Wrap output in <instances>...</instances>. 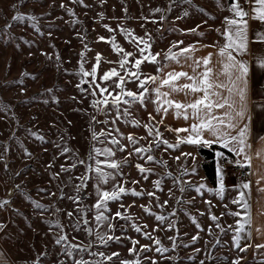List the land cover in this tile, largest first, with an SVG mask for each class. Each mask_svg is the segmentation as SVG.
<instances>
[{
	"label": "rangeland",
	"instance_id": "1",
	"mask_svg": "<svg viewBox=\"0 0 264 264\" xmlns=\"http://www.w3.org/2000/svg\"><path fill=\"white\" fill-rule=\"evenodd\" d=\"M228 4L230 0H0L3 189L12 176V189L4 197L8 215L1 239L13 260L20 264H121L125 260L244 264L243 257L250 259L246 250L240 251L246 243L239 247L233 243L236 215L230 213L236 212L235 194L222 183L224 177L217 172L214 185L205 183L203 158L196 145L157 146V141L176 142L154 119L149 120L141 101L113 105L93 98L77 60L81 39L98 18L140 15L148 20L157 40L168 33L182 40L217 41L221 12ZM17 14L36 19L14 20ZM145 124L153 128L152 135ZM129 135L137 143H131ZM103 139L111 140L113 155L96 144ZM137 147L150 151L137 154ZM148 155L154 160L147 161ZM113 161L120 164L118 169L108 167ZM221 163L216 159L217 167ZM137 164L150 171L141 173ZM98 167L110 174L106 183ZM201 184L204 187L197 192ZM120 186L127 191L117 200L95 207L99 191L111 192ZM133 191L142 195L135 196ZM149 192L154 195L150 197ZM101 212L108 219L98 222ZM157 216L165 219L157 220ZM98 234L107 243H101ZM60 236L67 240L57 243ZM109 236L115 239L108 240ZM69 244L79 246L71 256L66 252ZM158 247L168 251L157 252ZM108 256L112 259L104 258Z\"/></svg>",
	"mask_w": 264,
	"mask_h": 264
},
{
	"label": "crops",
	"instance_id": "2",
	"mask_svg": "<svg viewBox=\"0 0 264 264\" xmlns=\"http://www.w3.org/2000/svg\"><path fill=\"white\" fill-rule=\"evenodd\" d=\"M231 4V2H230ZM230 4L226 5L221 14V33L217 41H213L202 37H191L185 40L176 39L174 35H165L161 40L153 35L151 28L149 27L148 20L144 16L126 14L123 16H111L96 19L91 25L90 29L82 37L81 43L78 48V64L82 76L85 79V84L89 89L91 96L95 99L112 101L113 97L120 93V88L116 87L120 83L118 77H112L111 79L104 81L101 77L105 72L111 69H116L121 76H125V82L123 88L125 92L131 91L139 94L143 91V88L139 84V80L145 79L147 76H160L162 77L167 72L171 71H185L192 74L193 60H199L202 57H207L211 53V66L215 71H220L222 65L220 63L221 58L218 55L219 48L225 44V37L222 33L225 31L227 25L225 23V17H231L232 13L229 11ZM251 5L248 3L244 8L251 11ZM107 25V27H105ZM111 29V31H109ZM264 31V24H261L256 20H249L248 28V50L246 53L237 56V59H241L247 62L248 74H247V92H246V113L245 118L237 124V128L247 125L246 144L248 147L245 149V153L251 157L250 165L244 161L245 153L237 155L238 149L231 150L234 145L230 143L229 147H224L223 142L219 141L217 137L205 132L204 138L213 141L215 145L226 149L230 152L232 158L231 161H240L249 170V178L243 179L236 175L225 176L222 183L227 188L234 190L235 200L238 199L240 192L245 193V200L248 202V207L244 208L241 204L236 205V212L239 213L235 216L236 228L239 226L237 221L241 224L244 220L250 217L251 223L244 225V230L239 234V244L246 243V254L250 255V259L243 257V263L245 264H264V247L258 248L257 245H264V67L260 66L259 59L264 58V42L257 41L255 34L257 32ZM130 33V35H129ZM103 37L104 39H100ZM133 37L137 39H133ZM119 45L125 52H131L133 55L128 57V63L125 68H121L119 61L122 58V53H118L113 49L111 41ZM141 40L147 42L150 47L145 51L144 55H148L151 52L153 55L159 54L155 62L145 61L139 69L134 67L135 61L141 58L140 48L144 47V43ZM195 48V51L190 52L189 55H184L181 50L189 47ZM177 54V58L165 59L166 54ZM97 54L101 59L97 61ZM235 54V53H234ZM226 62V58H225ZM93 66H96L95 79L91 75H84L85 72L91 73ZM160 69V71H158ZM201 66L198 71H203ZM140 73L139 78H133L127 73L136 72ZM219 82L227 84V77L220 75L218 77ZM188 81L181 78L179 83L183 84ZM99 85V87H97ZM144 87H147L149 91L144 93V99L142 105L147 112L154 117V121L161 128L165 129L171 140L177 143V135L180 137H186L188 133H176L170 129L188 128L194 121L189 112V118L184 119L183 116H177L175 109H170L165 115L163 112H157L158 102L155 88L157 84L147 83ZM100 88H105L107 91L101 93ZM162 91H168V89L162 88ZM222 95L227 96L226 89L219 90ZM111 93V95H109ZM199 95H202L199 94ZM171 99L179 102H190L195 99L194 96H186L183 92L172 93ZM131 97L124 96L122 100H129ZM121 100V101H122ZM225 109H214V114L222 116ZM163 117V123H159ZM230 135L236 134V129L227 130ZM98 147L103 146L105 149L111 151L113 147L110 139H103L102 143H96ZM188 144V143H182ZM202 145H208L203 144ZM194 145L195 144H188ZM94 150V148H93ZM220 150L216 151V159L221 161L227 159ZM94 157V152L92 153ZM98 179V178H97ZM210 183L207 179L205 183ZM243 183H248L250 187L243 189L240 187ZM3 183L0 179V264H20L12 259V256L3 245L1 239V233L3 224L7 219V205L4 199L8 192V187L3 189ZM243 203V202H241ZM93 235V234H92ZM236 235V232H235Z\"/></svg>",
	"mask_w": 264,
	"mask_h": 264
},
{
	"label": "snow or ice",
	"instance_id": "3",
	"mask_svg": "<svg viewBox=\"0 0 264 264\" xmlns=\"http://www.w3.org/2000/svg\"><path fill=\"white\" fill-rule=\"evenodd\" d=\"M248 3L253 5L251 7V11L246 10L243 5L240 3V0H231L229 11L232 13L231 17H225V23L227 25L225 31L222 35L225 37V44L219 48L218 55L221 58L220 63L222 68L220 71H215L214 68L211 66V53L207 57H202L199 60H193V67H192V74H189L185 71H171L164 74L162 77L160 76H147L145 79L139 80L140 86L143 88V91L139 94L127 91L125 92L123 88V83L125 82V76H121L116 69H111L108 72H105L104 75L101 77L102 80L107 81L112 77H118L120 83L116 85V87L120 88V93H117L113 99V105H118V103L123 99L124 96L131 97L133 101L139 100L143 102L144 93L149 91L147 87H144L147 83H155L157 87L155 88V92L157 94V112H163L165 115L169 112L170 109H175V114L179 116H183L184 119L189 118V112L191 117L194 121L188 128H177V129H170L171 131H175L176 133H188L186 137H180L177 135V143L175 145L169 144L167 141H157V146L159 143H163L167 145L168 148L177 147L180 143H188V144H210L213 141L207 140L204 138L205 132L210 133L211 135L217 137V139L223 142L224 147H229L230 143L234 145L231 150H236L237 155L241 153H245V149L248 147L246 144V134H247V125L243 127L237 128V124L245 118L246 113V92H247V74H248V67L247 62L241 59H237V56L243 53H246L248 50V28H249V20H256L259 21L261 24H264V0H247ZM71 11V10H69ZM159 11V9H156ZM14 20L23 21L25 19L29 21H35L36 17L29 16L25 18L24 16L17 14L13 17ZM107 27V25H105ZM111 31V29H109ZM192 31H195L194 29ZM130 35V33H129ZM255 38L257 41L264 42V31L257 32L255 34ZM100 39H104L101 37ZM133 39H137L133 37ZM113 49L118 52L122 53V58L119 61L120 67L123 69L125 68L126 64L128 63V57H131L133 54L131 52H125L119 45H117L114 40L111 41ZM141 43H144V47L140 48L139 51L141 53V58L135 61L134 67L139 69L140 65L145 62H155L157 56L159 54L153 55L151 52L148 55H144L145 51L150 47V45L141 40ZM195 51V48L189 47L182 49L181 52L184 55H189L190 52ZM235 53V54H234ZM177 58V54L171 53V49L169 50V54H166L165 59H173ZM226 58V62H225ZM101 59L100 55L97 54V61L99 62ZM259 63L261 67H264V58L259 59ZM203 66V71H198V69ZM83 71V69H81ZM160 71V69H158ZM96 73V66H93L91 73L85 72L84 75H91L93 79H95ZM130 75L133 78H139L140 73L138 71L131 72L125 74ZM220 75H224L227 77V84L218 81V77ZM183 78L184 80L188 81L186 83H179V81ZM83 82V81H82ZM79 87V85H78ZM99 87V85H97ZM167 88L168 91H162V88ZM220 89H226L228 95L224 96L219 91ZM101 93L106 92L105 88H100ZM183 92L186 96L192 95L195 97L190 102H179L170 98L172 93H179ZM202 95H199L201 94ZM111 95V93H109ZM103 103H108L107 99L102 101ZM124 103H129L128 100H124ZM227 107V111L223 113L222 116H217L214 114V109H225ZM154 117L149 114V120H153ZM133 124L138 125V121H132ZM159 123H163V117L159 121ZM144 127L147 129L149 135H152L153 128L145 124ZM228 129H236L235 135H230L227 131ZM161 133L157 130L156 136L159 137ZM129 141L133 144L137 143L135 137L129 135ZM113 143H118L117 141L113 140ZM123 150L122 148L120 149ZM67 151V149H65ZM99 151V150H97ZM135 153H147L150 151V148H141L137 147L134 149ZM105 153L109 156L113 155V153L106 149ZM183 155H190V154H183ZM217 155H222V153H217ZM179 159V157H177ZM154 157L152 155L147 156V161H153ZM244 161L250 165L251 157L248 156L246 153L244 155ZM82 163V162H81ZM100 162L97 161V164ZM126 163V161H124ZM241 167L244 164L238 160L236 161ZM108 167L112 169H118L120 164L113 161L108 164ZM137 169L141 173L149 172L150 169H146L141 165H136ZM97 173L99 174L100 178L103 182H107V178L109 177V173L104 172L99 167L96 169ZM194 172L195 169H192ZM147 179V177H145ZM264 179V177H262ZM159 181H156V187H159ZM204 185L201 184L196 188V191L199 192ZM243 189H248L250 185L248 183H243L240 185ZM183 191V189H181ZM127 190L120 186L118 189L114 188L111 192L109 191H99V199L95 205L97 209L104 208L108 201L117 200L121 194H124ZM223 191V186L221 185V189L217 192L219 195ZM264 191V190H262ZM135 196H140L142 193L140 192H132ZM148 195L151 197L154 193L149 192ZM243 202V203H241ZM167 203V201H165ZM232 203L234 204H241L242 207L247 208L248 202L245 200V193L240 192L239 197L237 200H233ZM37 207H43L42 205H37ZM144 207L145 212L150 213V209L146 206ZM71 216V213H69ZM117 217L121 216L122 214L118 211L115 214ZM230 215L238 216L239 213H230ZM108 218L103 214V212L99 213L96 216V220L98 222L106 221ZM157 220L163 221L165 218L163 216H157ZM212 220H216L215 216L211 217ZM251 220L250 217L244 220V223L241 224L240 221H237L239 225L236 229V235L233 236V243L235 246L239 247V240H240V233L244 230L245 224H250ZM219 227V225H217ZM109 228L112 225H108ZM171 227V225H170ZM199 227V225H197ZM139 227H136V231H140ZM221 231H223L221 229ZM144 235H148L144 233ZM98 238L101 243H107L105 237L98 234ZM108 240L115 239V237L109 236L107 237ZM196 237H193L195 240ZM67 240L66 236H60L59 239L56 241L60 243L61 241ZM136 241H133L135 245ZM159 244V241H156ZM78 245L69 244L66 252L69 256L72 255V249L78 248ZM144 249H147V246H142ZM258 248L264 247V245H257ZM83 250V249H81ZM133 249H129V252H134ZM245 248H240V251H245ZM157 252H166L168 249L163 247H158L156 249ZM103 256V253H100ZM118 253H113L112 256H117ZM112 256L104 257L107 260H111ZM76 264H87V262L83 261H76ZM121 264H138L135 261H121ZM234 264H238V262H234Z\"/></svg>",
	"mask_w": 264,
	"mask_h": 264
},
{
	"label": "trees",
	"instance_id": "4",
	"mask_svg": "<svg viewBox=\"0 0 264 264\" xmlns=\"http://www.w3.org/2000/svg\"><path fill=\"white\" fill-rule=\"evenodd\" d=\"M196 146L198 153L203 158L201 162L203 174L210 184L214 185L216 183L215 175L218 169L216 165V151L220 150L224 154V157L228 159H231L232 156L229 151L215 145L214 143H210L208 145L198 144Z\"/></svg>",
	"mask_w": 264,
	"mask_h": 264
},
{
	"label": "built area",
	"instance_id": "5",
	"mask_svg": "<svg viewBox=\"0 0 264 264\" xmlns=\"http://www.w3.org/2000/svg\"><path fill=\"white\" fill-rule=\"evenodd\" d=\"M231 2V0H230ZM243 7L248 5L247 0H240ZM217 172L220 177H225L227 174L236 175L240 178H249V170L246 167H241L236 161H222L221 165L218 167Z\"/></svg>",
	"mask_w": 264,
	"mask_h": 264
},
{
	"label": "water",
	"instance_id": "6",
	"mask_svg": "<svg viewBox=\"0 0 264 264\" xmlns=\"http://www.w3.org/2000/svg\"><path fill=\"white\" fill-rule=\"evenodd\" d=\"M101 118V113L97 112L96 114V119L99 121ZM12 189V176H9V186H8V190Z\"/></svg>",
	"mask_w": 264,
	"mask_h": 264
}]
</instances>
